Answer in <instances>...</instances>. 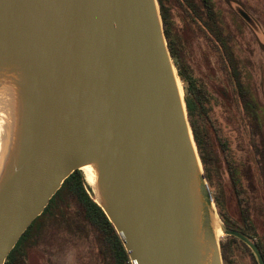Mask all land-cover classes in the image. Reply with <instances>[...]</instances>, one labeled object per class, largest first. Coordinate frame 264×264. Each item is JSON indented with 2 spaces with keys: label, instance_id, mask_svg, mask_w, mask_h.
<instances>
[{
  "label": "water",
  "instance_id": "1",
  "mask_svg": "<svg viewBox=\"0 0 264 264\" xmlns=\"http://www.w3.org/2000/svg\"><path fill=\"white\" fill-rule=\"evenodd\" d=\"M0 264L65 180L95 203L131 264H224L222 226L158 0H0Z\"/></svg>",
  "mask_w": 264,
  "mask_h": 264
},
{
  "label": "rangeland",
  "instance_id": "2",
  "mask_svg": "<svg viewBox=\"0 0 264 264\" xmlns=\"http://www.w3.org/2000/svg\"><path fill=\"white\" fill-rule=\"evenodd\" d=\"M212 2L215 10L222 15L225 31L231 33L236 58L234 71L240 72L238 78L234 76L233 71H230L231 69L229 71L226 69L228 73L225 71L224 67L227 63L224 64L219 60L217 47H213L206 40L199 28L186 21L191 13L186 5L188 2L171 0L167 6L171 29L173 35L176 34L179 37L186 52V60L194 74L207 85L208 92L215 98L209 104L210 117L217 126V139H223L229 144L238 162L239 178L242 184L241 187L239 184L237 189L239 193L242 192L241 198L248 201V210L256 224L257 236L253 240L259 242L264 251V184L259 176L256 161L259 157L258 163L261 166L264 164V141L247 140L238 125L235 112L242 116L246 112L245 114L251 117L250 104L246 103L248 109L243 104L245 112L242 108L239 112L236 108L230 107L231 102L227 99L231 89L235 88V81H241L243 84L241 86L248 97L252 98L253 114L257 116L256 124L255 121L252 122L253 125L255 124V134L257 129L258 135H256L261 139V134L264 135V0H212ZM223 74H226V79L230 81L231 88L227 92L224 90L226 81ZM179 81L185 97L184 84L180 78ZM252 117L254 118L253 115ZM250 127L253 129L251 123ZM247 131L253 134L251 129L248 128ZM217 139H215L216 142ZM256 150L258 156H255ZM217 153L222 168L219 176L217 173L212 174V190L219 194L224 205L223 210L235 223L238 222L240 211L237 206L238 194L235 193L224 155L221 151ZM81 173L86 184L91 186L83 171ZM89 195L95 198L93 191L89 192ZM65 208L67 213L65 216L70 220L72 232L60 229L59 232L46 235V241H42L34 249L27 250L23 256V264H113L112 255L97 243L89 228L85 225L81 227L76 204L70 202ZM218 215L222 226L226 227L219 212ZM219 243L221 250L224 247L227 251H231L228 254L229 264H258L252 250L242 245L240 241H234L232 236L222 234Z\"/></svg>",
  "mask_w": 264,
  "mask_h": 264
},
{
  "label": "trees",
  "instance_id": "3",
  "mask_svg": "<svg viewBox=\"0 0 264 264\" xmlns=\"http://www.w3.org/2000/svg\"><path fill=\"white\" fill-rule=\"evenodd\" d=\"M187 7L190 10V14L186 21L189 24H193L196 28H199L201 33L204 34L206 40L211 43L213 47H217V55L219 60L225 64V71L234 72V76L237 78L240 72L234 71V56L233 40L231 33L225 31L222 15L218 13L212 0H196L189 1ZM160 6V13L164 26V33L168 43V48L178 72V76L184 84L185 89V104L188 114V120L192 129L194 140L198 149V153L202 162L205 177L208 181L210 190L212 192L215 204L218 208V212L224 221L226 228L231 230H237L245 234L250 239H254L257 236V228L255 221L248 210V201L241 198L242 192H238V185L241 187V179L239 178V165L235 159L233 152L230 149L228 143L223 139H217L218 131L217 126L212 121L210 102L214 98L207 89V85L197 77L192 67L186 60L185 51L179 37L172 33L170 23V13L167 6L171 3V0H158ZM174 36V37H173ZM216 44V45H215ZM228 69V71L226 70ZM224 76L226 74H223ZM225 92L231 88L230 81L226 79ZM235 81V80H234ZM241 81H235V88L231 89L227 99L231 102L230 107L236 108L241 112L243 104L248 109L247 102L250 104V115L254 118L248 117V114L242 116L240 113L235 112L237 116L238 125L246 135L247 140H261L264 141V135L261 134V139L257 137V129L255 134V124L257 116L254 113V105L252 104V98L248 97V94L243 89ZM242 85V86H241ZM233 86V87H234ZM215 99V98H214ZM253 119V120H252ZM255 124L253 125V122ZM217 123V122H216ZM250 123L253 129L250 127ZM251 129L253 134H249L247 129ZM217 139V142L215 141ZM217 151H221L224 155V161L227 164V170L232 178L233 187L235 193L238 194L237 199L239 207L238 222L233 223L225 211L223 210V202L217 192H213V180L212 174L217 173L218 176L221 172L222 163L218 157ZM255 156H258V151H255ZM259 157H257V169L262 183L264 184V164L262 166L258 163ZM91 187L85 182L84 176L81 171H75L71 174L63 183L61 189L51 199L49 205L45 208L42 215L36 218L27 231L22 235L15 248L9 254L5 264H23V256L27 250L36 248L42 241H46V235L53 232H59L60 229H65L67 232H72V227L69 224L70 220L65 216V206L73 202L76 204L77 212L79 214V222L87 226L95 236L99 245L105 248L106 252H109L113 257V264H131L129 256L116 232L113 225L109 222L104 212L95 203L94 198L89 195ZM240 197V198H239ZM247 206V208H246ZM70 217V216H69ZM73 221V220H72ZM55 228V229H54ZM58 228V229H56ZM65 231V232H66ZM234 241H240L239 239L232 237ZM242 245L245 244L240 241ZM230 250L222 247V256L224 264L228 263ZM252 256V255H251Z\"/></svg>",
  "mask_w": 264,
  "mask_h": 264
},
{
  "label": "bare ground",
  "instance_id": "4",
  "mask_svg": "<svg viewBox=\"0 0 264 264\" xmlns=\"http://www.w3.org/2000/svg\"><path fill=\"white\" fill-rule=\"evenodd\" d=\"M179 85H180V90L182 92V95H183V91H182V87H181V84H180V81H179ZM3 139H4V125L2 124V120L0 118V148H2V143H3ZM0 152H1V149H0ZM82 171L86 177V180L91 184L93 185L94 182H95V179H96V176H95V173L94 171L92 170V167L90 166H86V167H83L82 168ZM218 221V225H217V238L219 240L220 236L223 234L221 228H220V221Z\"/></svg>",
  "mask_w": 264,
  "mask_h": 264
},
{
  "label": "flooded vegetation",
  "instance_id": "5",
  "mask_svg": "<svg viewBox=\"0 0 264 264\" xmlns=\"http://www.w3.org/2000/svg\"><path fill=\"white\" fill-rule=\"evenodd\" d=\"M251 240L257 244V246L259 248V251H260V253H261V255H262L263 259H264V251H263V247L261 246V244L259 242H257L256 240H253V239H251Z\"/></svg>",
  "mask_w": 264,
  "mask_h": 264
}]
</instances>
